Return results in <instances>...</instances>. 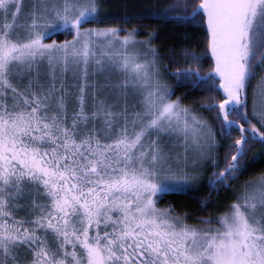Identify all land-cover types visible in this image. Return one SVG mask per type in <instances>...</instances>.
<instances>
[{
  "label": "snow or ice",
  "instance_id": "snow-or-ice-1",
  "mask_svg": "<svg viewBox=\"0 0 264 264\" xmlns=\"http://www.w3.org/2000/svg\"><path fill=\"white\" fill-rule=\"evenodd\" d=\"M108 18L187 25L204 50L169 71L159 33L83 27ZM260 73L264 0H0V264H264ZM196 91L223 98L182 103ZM205 185L201 208L234 199L196 224L159 206Z\"/></svg>",
  "mask_w": 264,
  "mask_h": 264
},
{
  "label": "trees",
  "instance_id": "trees-1",
  "mask_svg": "<svg viewBox=\"0 0 264 264\" xmlns=\"http://www.w3.org/2000/svg\"><path fill=\"white\" fill-rule=\"evenodd\" d=\"M141 2H145V0H103V5L108 12L117 13L122 11L125 5H127L130 9L133 4ZM83 26H121L127 29L137 27L142 29L138 34V37L141 38L146 37L148 31L159 33V35L156 37V39L153 40L152 43L153 45L158 47L159 53L163 57V63L169 66V71L179 67L187 66L186 61L182 59L180 55L170 56L169 52L181 53V49H183L184 47L195 49L197 52H203L205 46L204 38L200 31L197 30L195 31V34H193V29L189 26L177 25L173 22L165 23L158 20H145L141 22L139 20L125 21L119 18H108L100 21L99 23L93 21L91 24H85ZM69 38H71L69 34L62 33L59 35H54L49 39L63 41ZM173 60H176L177 62L174 63ZM212 65L213 61L205 60L203 63L202 71H207ZM166 80L170 85L176 87L175 94L173 95L174 97L185 96L186 92L188 91L187 87L176 86V78L173 76H166ZM251 90L252 88L249 89V98ZM213 95H217V98H223L218 94H209L203 91H196L191 93L190 95H187L185 99L182 100V103L191 104L194 101L206 103L213 98ZM249 109H251L250 100ZM196 110L205 114V117L207 118L212 116V113H209L206 109ZM218 126L219 125L217 124V127ZM224 143L227 144V141H225ZM227 151L228 149L225 146L218 148L217 152L220 154L221 158H223V155ZM261 167L264 166H257L256 168L251 169L248 175H255L260 171ZM247 178V175L241 177V179ZM209 192L210 189L206 185L203 186L199 192H196L194 194L186 192H172L161 199L159 206L163 207L172 204L175 207L177 213L183 214L185 212H190L192 213V215L187 220V222L190 224H196L199 222L197 220V217L209 216L223 211V205L228 201L234 199L231 193H229L226 189H222L221 195L219 197L215 192H211V203H209L206 208H201V201L203 198L209 195ZM217 205H219V207H217Z\"/></svg>",
  "mask_w": 264,
  "mask_h": 264
},
{
  "label": "rangeland",
  "instance_id": "rangeland-1",
  "mask_svg": "<svg viewBox=\"0 0 264 264\" xmlns=\"http://www.w3.org/2000/svg\"><path fill=\"white\" fill-rule=\"evenodd\" d=\"M83 27H97V26H83ZM99 27V26H98ZM117 27H121V26H117ZM121 28H123V27H121ZM125 33L124 32H121L120 33V35H124ZM137 38H141V37H137ZM70 39V38H69ZM52 39H49V40H47V41H45V42H50ZM259 75H264V73H260ZM258 78H254L253 79V81H252V85L254 86V85H256V83H257V81H258V79H259V76H257ZM257 79V80H256ZM251 88V87H250ZM249 88V89H250ZM251 94H252V90H251V92H250V98H249V100H250V107L252 106V101H251ZM177 97H174V96H172V99H176ZM130 103H132V101L130 100L129 101ZM184 104V103H183ZM203 114V113H202ZM204 116H205V114H203ZM210 118H212V116L211 117H208V119H210ZM174 143H178V142H174ZM177 150H179V151H183V149L182 148H178ZM215 151L217 152L218 151V148L217 149H215ZM209 171H211V169H209ZM214 224L216 223L215 221L213 222Z\"/></svg>",
  "mask_w": 264,
  "mask_h": 264
}]
</instances>
